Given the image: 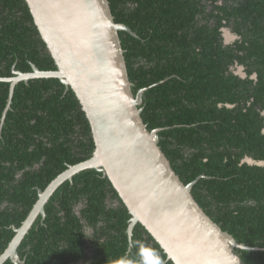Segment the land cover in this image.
Here are the masks:
<instances>
[{
  "label": "trees",
  "instance_id": "1",
  "mask_svg": "<svg viewBox=\"0 0 264 264\" xmlns=\"http://www.w3.org/2000/svg\"><path fill=\"white\" fill-rule=\"evenodd\" d=\"M142 117L205 212L264 264V0H109ZM237 38L226 43L223 29ZM57 70L26 0H0V78ZM244 67L245 77L235 72ZM0 80V255L39 189L95 150L75 92L56 77ZM4 118V119H3ZM87 205L77 212V200ZM76 200V201H75ZM118 201V202H117ZM115 203L117 205H115ZM18 248L23 264H174L104 173L64 181ZM3 264H15L8 259Z\"/></svg>",
  "mask_w": 264,
  "mask_h": 264
},
{
  "label": "water",
  "instance_id": "2",
  "mask_svg": "<svg viewBox=\"0 0 264 264\" xmlns=\"http://www.w3.org/2000/svg\"><path fill=\"white\" fill-rule=\"evenodd\" d=\"M34 22L57 70L15 71L6 111L15 86L32 78L56 77L75 92L89 119L95 150L90 158L70 165L44 189L16 232L0 264L8 259L23 264L18 248L45 205L66 180L95 168L107 176L131 216L129 233L140 222L174 264H242L235 249L259 250L240 243L222 229L200 206L192 193L196 183L185 184L160 146L159 131L149 130L142 117V88L137 94L130 80L117 23L109 0H26ZM243 70V67H240ZM241 72V71H240ZM243 73V71H242ZM4 119V118H3ZM244 162L264 166V160Z\"/></svg>",
  "mask_w": 264,
  "mask_h": 264
},
{
  "label": "flooded vegetation",
  "instance_id": "3",
  "mask_svg": "<svg viewBox=\"0 0 264 264\" xmlns=\"http://www.w3.org/2000/svg\"><path fill=\"white\" fill-rule=\"evenodd\" d=\"M227 29H228V28H227ZM224 32H225V30L223 29V35H224V39H225V42H226V43H231V42H233V41L237 38V36H236L233 32H231L230 29H228V33L231 34L232 39L234 38L232 41L228 42V41L226 40V36H225ZM234 68H235V72H236L237 74H239L241 77H245V76H246L245 71L243 72L244 74H243L242 72H238V71H236L238 68H240V65H236ZM263 114H264V111H263ZM263 132H264V129H263ZM75 201H76V200H75ZM117 202H118V201H117ZM75 203H76V204L73 206V209H74L75 211H77V212H80L81 209L84 208V207L87 205V199H85V198L82 197V199L77 200ZM115 205H117V204L115 203ZM130 222H131V221H130ZM127 232H128V235H129V240H131V236H132V235H130L129 230H127ZM80 264H84V263H83V262H80Z\"/></svg>",
  "mask_w": 264,
  "mask_h": 264
},
{
  "label": "rangeland",
  "instance_id": "4",
  "mask_svg": "<svg viewBox=\"0 0 264 264\" xmlns=\"http://www.w3.org/2000/svg\"><path fill=\"white\" fill-rule=\"evenodd\" d=\"M224 34H225V36H226V40H227L228 42H230V41H232V40L234 39V38L232 39L231 34H229L228 31H227L226 29H225ZM236 71L240 72L239 68H238Z\"/></svg>",
  "mask_w": 264,
  "mask_h": 264
},
{
  "label": "clouds",
  "instance_id": "5",
  "mask_svg": "<svg viewBox=\"0 0 264 264\" xmlns=\"http://www.w3.org/2000/svg\"><path fill=\"white\" fill-rule=\"evenodd\" d=\"M225 30V29H224ZM226 30L228 31V29L226 28ZM240 67H243V66H240ZM239 70L242 72H244V67H243V70H241V68H239ZM244 74V73H243ZM31 230V229H30Z\"/></svg>",
  "mask_w": 264,
  "mask_h": 264
}]
</instances>
